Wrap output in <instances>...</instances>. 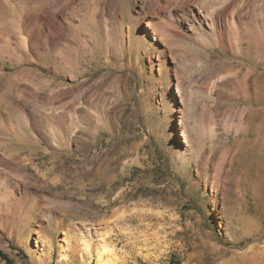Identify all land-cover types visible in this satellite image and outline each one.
Segmentation results:
<instances>
[{"label": "rangeland", "instance_id": "obj_1", "mask_svg": "<svg viewBox=\"0 0 264 264\" xmlns=\"http://www.w3.org/2000/svg\"><path fill=\"white\" fill-rule=\"evenodd\" d=\"M0 44V264H264V0H0Z\"/></svg>", "mask_w": 264, "mask_h": 264}, {"label": "bare ground", "instance_id": "obj_2", "mask_svg": "<svg viewBox=\"0 0 264 264\" xmlns=\"http://www.w3.org/2000/svg\"><path fill=\"white\" fill-rule=\"evenodd\" d=\"M150 24V23H149ZM151 25V27L152 28H154V30L156 29V30H158V27L159 26H157V25H155V24H153V23H151L150 24ZM161 27H163V25L161 26ZM22 43V42H21ZM0 46L2 47V46H4V44H0ZM88 248V247H87ZM109 252V250L105 247V246H103L101 249H100V252H99V258H98V262H99V264H108L110 261H109V259L107 258H105V255L107 254Z\"/></svg>", "mask_w": 264, "mask_h": 264}, {"label": "trees", "instance_id": "obj_3", "mask_svg": "<svg viewBox=\"0 0 264 264\" xmlns=\"http://www.w3.org/2000/svg\"><path fill=\"white\" fill-rule=\"evenodd\" d=\"M4 259L6 260V264H13V261L8 258L7 256L3 255Z\"/></svg>", "mask_w": 264, "mask_h": 264}]
</instances>
